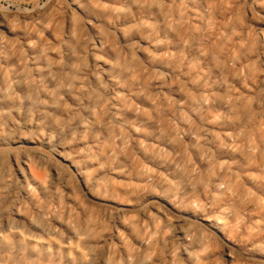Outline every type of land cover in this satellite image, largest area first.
Listing matches in <instances>:
<instances>
[{
	"label": "rangeland",
	"instance_id": "1",
	"mask_svg": "<svg viewBox=\"0 0 264 264\" xmlns=\"http://www.w3.org/2000/svg\"><path fill=\"white\" fill-rule=\"evenodd\" d=\"M0 264H264V0H0Z\"/></svg>",
	"mask_w": 264,
	"mask_h": 264
}]
</instances>
